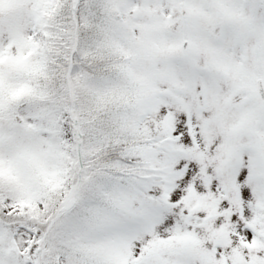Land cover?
Listing matches in <instances>:
<instances>
[{"label":"snow or ice","instance_id":"snow-or-ice-1","mask_svg":"<svg viewBox=\"0 0 264 264\" xmlns=\"http://www.w3.org/2000/svg\"><path fill=\"white\" fill-rule=\"evenodd\" d=\"M0 264H264V0H0Z\"/></svg>","mask_w":264,"mask_h":264}]
</instances>
